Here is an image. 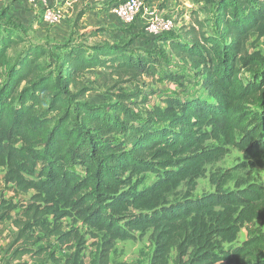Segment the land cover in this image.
<instances>
[{
	"label": "trees",
	"instance_id": "obj_1",
	"mask_svg": "<svg viewBox=\"0 0 264 264\" xmlns=\"http://www.w3.org/2000/svg\"><path fill=\"white\" fill-rule=\"evenodd\" d=\"M207 1L214 32L199 20L165 41L172 57L200 74L201 89L152 107L153 91L122 88L161 73V59L148 49L81 40L55 46L61 52L53 54L4 22L2 12L0 169L5 183L33 191L18 204L0 190V222L16 229L12 261L89 264L85 233L65 228L70 218L100 236L91 264H112L117 240L148 232L149 264H170L173 252V264H264V230L255 228L257 220L264 223V184L240 178L226 188L229 168L210 175L214 191L193 197L206 166L231 147L243 153V166L264 168V58L248 50L253 33L264 35V0ZM100 68L109 72L114 101L92 105L87 94L94 86L82 74ZM148 173L155 181L133 191L132 179ZM244 227L247 238L239 242ZM47 241L69 253L58 257Z\"/></svg>",
	"mask_w": 264,
	"mask_h": 264
},
{
	"label": "rangeland",
	"instance_id": "obj_2",
	"mask_svg": "<svg viewBox=\"0 0 264 264\" xmlns=\"http://www.w3.org/2000/svg\"><path fill=\"white\" fill-rule=\"evenodd\" d=\"M152 2H155L153 6L159 12L175 14L176 26L171 33L157 38L146 36L143 32L146 25L144 23L143 29L140 30V39L137 40L135 36H131L133 34L132 29L136 27V23L128 25L116 18L120 23V26L113 28L112 31L103 27L104 25L96 23L93 25L94 28L83 33L85 36L82 37L81 34L77 35L75 39H72H79L77 41L82 40L87 44H93L98 41L132 42V48H144L141 47L142 44H150L148 47L149 52L158 56L162 61L163 66L161 68V73L155 80L147 77L140 78L136 82H130L122 86L123 90L127 93H133L137 88L143 92L153 91L154 93L150 97V107L154 105H163V103L166 101V99H164L165 96H184L191 94L192 91H196L194 89H201V86L198 87L200 74L191 68L187 61H185L183 66H181L175 62L171 55L167 54V42H165L166 39L182 34L183 29H188L190 26L196 25V21L199 20L204 22V30L208 33L214 32L215 28L212 14L213 7L207 0H152ZM82 13L79 15H82ZM28 29L25 30L24 33L27 35V38L30 42L37 39L41 40L40 37L34 33H29L30 29ZM95 30H97L98 33L96 36L89 34L91 31ZM43 40L44 42L41 43L49 45L50 49L53 48L51 50L53 54L61 52L60 50H57L55 46L65 44L63 42L57 43L53 40L47 41L42 39L41 41ZM153 43L156 44V47L152 46ZM144 49L146 50V48ZM248 50L250 54L258 53L264 58V35L253 33L250 41L248 42ZM167 73L171 74L167 75ZM243 76L245 78L252 77L250 73L246 72L243 73ZM92 84L94 85L93 92H91L90 96L87 98V101L90 104L93 105L95 102H103L104 97L107 100H114V96L112 95L113 91H111V93H107V89L110 90V86H112V84L109 83V80L104 81V78L101 75H96L93 77ZM244 161L245 158L243 153L236 148L231 147L230 151L221 160L210 163L206 166V174L204 177L198 180V185L196 190L193 192V197H199L203 193L214 191L215 187L210 181V175L214 172L225 171L229 168H234L232 171L233 178L227 183L225 186L226 188L234 189L236 180L240 178H245L259 184H264V168L259 166H243V164H247V162ZM3 172L4 169H0V190H3L5 197L18 204L27 203L30 200L33 191L25 193L20 191L14 184L8 186V184L4 181ZM155 179L156 177L150 173L134 177L131 182V188L133 191L141 190L150 186L151 183L155 181ZM22 210L23 208L20 206L17 209L12 210V216L17 217L19 212ZM64 225L65 228L70 226L78 227L81 232L85 233L87 244L84 249V256L86 258V262L91 264L94 261L95 255L97 253V245L95 244L100 243V236L98 239L92 237L86 226H84L81 222L73 224L72 219L70 218L64 220ZM255 228L264 230V223L262 220H257L255 222ZM15 231L16 229L10 220L0 222V264H29L30 262L31 264H52L51 260H47V263L39 262L31 259L29 256H25L22 259L24 261H12L11 253L8 250V245L13 241ZM247 234V228L244 227L239 234V242L244 241L247 238ZM44 244L49 245L51 250H56V255L58 257L64 258L66 254L69 253L67 250H63L58 247V245L52 241H47ZM153 250L154 243L150 239V233L148 232L142 236L137 233V237L135 239H119L115 242L111 253V262L112 264H149ZM174 253L175 252H173L171 256L170 264H173V259L175 256ZM48 256L49 253L45 255V258H48ZM220 264L226 263L223 262Z\"/></svg>",
	"mask_w": 264,
	"mask_h": 264
},
{
	"label": "crops",
	"instance_id": "obj_3",
	"mask_svg": "<svg viewBox=\"0 0 264 264\" xmlns=\"http://www.w3.org/2000/svg\"><path fill=\"white\" fill-rule=\"evenodd\" d=\"M47 5L56 6L60 5L59 8L63 13V19L57 24H48L42 20L41 13L46 5L41 2L32 3L29 0H0V16L4 10L6 14L3 21L16 25L18 27L27 30L29 33H34L40 39H45L47 41L53 40L57 43H67L72 39H75L77 35H81L90 29L94 28L93 25L101 24L104 25L108 30L119 27L120 23L108 9V7L100 0H47ZM152 4V0H150ZM84 8V9H83ZM81 11V12H80ZM83 12V13H82ZM78 25L75 26V20L79 14H81ZM145 21L140 18L136 22V27H134L133 34L135 38L140 39V30L143 29ZM49 30V31H47ZM39 39L33 40L32 42L41 43L44 42ZM72 40V42L77 41ZM150 41V40H149ZM152 41V40H151ZM146 42V41H145ZM144 45V46H143ZM150 44H142L141 47L149 49ZM156 47V44H152ZM167 54L171 55V48L167 42ZM153 54V53H152ZM96 75H101L104 81L109 80V72L103 68L93 69L82 74V79L87 83L94 86L93 77ZM201 78V77H200ZM98 79V78H96ZM96 85V84H95ZM93 92V91H91ZM89 92L87 98L90 96ZM114 100H107L103 98V102H95L93 104H106L113 102ZM164 105V103H163ZM4 177V172H3ZM13 185L9 183L8 186ZM24 261V260H22ZM16 262V261H15ZM224 261L218 262L217 264L223 263ZM226 263V262H225ZM31 264V262L29 263Z\"/></svg>",
	"mask_w": 264,
	"mask_h": 264
},
{
	"label": "built area",
	"instance_id": "obj_4",
	"mask_svg": "<svg viewBox=\"0 0 264 264\" xmlns=\"http://www.w3.org/2000/svg\"><path fill=\"white\" fill-rule=\"evenodd\" d=\"M32 3L41 2L45 6L41 13L42 20L48 24H57L63 19V13L56 6L47 5V0H29ZM109 11L125 24L136 23L140 18L145 21L144 34L149 37H158L173 31L176 26L175 14L159 12L150 0H100ZM175 62L183 66L182 58L173 57ZM179 66L180 68H182ZM190 84V83H188Z\"/></svg>",
	"mask_w": 264,
	"mask_h": 264
}]
</instances>
